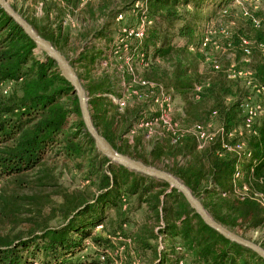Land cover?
<instances>
[{"label":"trees","instance_id":"obj_1","mask_svg":"<svg viewBox=\"0 0 264 264\" xmlns=\"http://www.w3.org/2000/svg\"><path fill=\"white\" fill-rule=\"evenodd\" d=\"M145 5L151 25L141 40L128 39L131 67L117 62L119 56L110 60L81 30L70 48L61 20L53 25L47 15L46 22L26 21L67 59L95 128L114 150L171 174L215 222L251 241L247 234L264 227V113L245 128L241 106L248 91L241 80L227 78L228 66L214 55L221 69L213 70L205 63L209 51L200 50L202 12L228 18L234 0H145ZM101 17L94 37L106 39L115 12L104 7ZM241 20L244 29L222 47L246 58L245 67L264 88V22L255 28L252 16ZM35 51L0 8V264H264L205 225L168 184L100 154L71 86L51 59ZM134 75L148 85L133 83ZM122 81L125 89L118 91ZM161 91L181 104L179 126L187 130H161L159 122L160 129L147 137L150 130L137 128L141 109L130 108L129 101L153 103ZM146 117L159 121V115ZM209 123L223 133L199 148L192 128Z\"/></svg>","mask_w":264,"mask_h":264},{"label":"rangeland","instance_id":"obj_2","mask_svg":"<svg viewBox=\"0 0 264 264\" xmlns=\"http://www.w3.org/2000/svg\"><path fill=\"white\" fill-rule=\"evenodd\" d=\"M6 1L25 20H30L36 23L46 22L47 15L48 20L51 22L53 21V25L56 24L57 21L61 20L63 26L66 28V30L68 29L70 33V48L73 46L72 44L77 45V42L74 39L75 36L79 33V30H81L84 34L87 33V37L92 38V44H95L98 49H101L106 52V55H108V58L110 60H112V57H115L114 52L115 50H117L118 55L116 56H119L121 61H116L122 63L124 62L123 64H126L128 65V67H131L128 64L129 62L127 59L130 55L128 48L124 50L122 46H120L121 44L119 45L118 41L123 38L124 30L135 29L141 24V22L139 21L141 18L139 16L141 14L140 10L134 9V12L132 13V6L135 3H142L143 0H97L96 2L87 3H82L78 0L75 1L76 3H74L73 0H48V3L43 2V0ZM44 3H47L46 5H48L47 15L45 13V9H43L42 6L44 5ZM104 7H110L112 9V12H115V18L113 20L114 24L111 28L109 36L106 39L95 38L94 32L98 31L100 25L103 23L101 17V9ZM228 10L230 14L228 18H223L218 13V11L215 12L213 15H209L208 11H203L201 14L204 20L201 24L202 30L203 32L205 31V36L203 37H205L210 42L212 54L216 56L222 66H229L231 64L236 63L242 64V62L246 60V58H243L238 53L235 54V52L233 51L221 50V46L225 39L224 34H228L229 39H231L232 36L233 39L232 33L244 29V22L241 20V16H244V13L248 14L249 16H252L257 22H264V0H236L235 5L230 6ZM120 14H122L123 17L117 22L116 18ZM80 19H83L85 29L81 26L80 28H77V23H79ZM132 42V40H127L126 44H130ZM35 54L40 55V52L35 51ZM67 56L71 57L72 53L68 52ZM200 68L201 70H203V65H201ZM244 68L247 69L246 67ZM100 72L101 71L99 70L98 73ZM137 72L139 74L142 73L138 64L136 68V73ZM136 78L138 77L136 76ZM125 86L126 85H123L122 81L121 83H118L117 90L123 91L125 89ZM252 99L253 97L251 98V100ZM129 107L141 109L142 116H144L145 118H147L146 116H154L161 114V121L159 120L155 123V125H153V127L147 128L148 130H150L147 133V137L152 136L154 134L153 129H158L159 122L162 121H164L166 124L162 123L163 127H160L161 130L162 128L167 130L168 128L172 127L182 132L187 130L181 129V127L179 126V124L181 125V122H179L177 115L179 113L180 104L174 97L173 102L171 104L170 112L166 111V109L163 107V104L162 106L159 104H154L151 103L148 99L141 101L130 100ZM172 120L177 123H173ZM141 141L144 145L148 144L146 138H142ZM61 182L64 185L66 184L68 186L67 177H64ZM131 218L134 221L139 220L140 215L138 214L137 216H132ZM247 237L251 241H254L257 245L264 246V227L260 230L248 233ZM185 262L186 261L184 260H177L176 264H185Z\"/></svg>","mask_w":264,"mask_h":264},{"label":"water","instance_id":"obj_3","mask_svg":"<svg viewBox=\"0 0 264 264\" xmlns=\"http://www.w3.org/2000/svg\"><path fill=\"white\" fill-rule=\"evenodd\" d=\"M0 8L23 30L30 40L34 42L37 50L44 53L47 58L51 59L56 64L61 76L69 83L73 90V94L77 98L81 119L85 129L93 140L96 150L100 154L106 157L110 163L121 165L126 169L168 184L170 189L176 190L184 197L191 210L201 218L205 225L220 234L226 240L255 253L260 259L264 260V249L261 246L242 238L238 234L215 222L204 209L201 201L193 197L189 189L178 179L165 171L155 167L146 166L143 163L124 156L114 150L95 128L89 113L85 91L67 59L61 54V52L56 50L49 41L41 38L30 24L23 19L6 0H0Z\"/></svg>","mask_w":264,"mask_h":264},{"label":"built area","instance_id":"obj_4","mask_svg":"<svg viewBox=\"0 0 264 264\" xmlns=\"http://www.w3.org/2000/svg\"><path fill=\"white\" fill-rule=\"evenodd\" d=\"M82 3H87V2H96L97 0H78ZM234 3H236V0H234ZM139 5V8H138ZM132 13L134 12V9H139L140 10V22L141 24L136 27L135 29L132 30H124L123 31V38H121L118 43L119 45H122V48L124 50L127 49V40L131 39V38H135L137 40H141L143 37L144 32L147 30V28L151 25L150 21H147L146 19V5H145V0L142 1V3H135L132 6ZM135 7V8H134ZM222 14H226V12H222ZM243 17H248L249 15L244 13ZM122 14L118 15L116 18V21L118 22L119 20L122 19ZM252 24L255 28L259 27V22H257L256 20H252ZM225 35V39L224 40H230L228 37V34H224ZM203 36H205V34H203ZM120 45V46H121ZM243 45L247 46L248 43L243 41ZM118 46V45H117ZM230 43H227V48L229 50L230 48ZM200 50L203 51H209L208 54H206V58H205V63H210L213 70L215 71H219L221 69V66L218 64L217 60L214 58L212 51H211V47H210V42L203 37L202 38V42H201V46H200ZM221 50H226L221 46ZM243 53L245 55L249 54V50L246 47H243ZM115 57H117L116 55H118V51L115 50L114 52ZM128 61H130L131 58H127ZM248 61L244 60L242 62V64H231L227 67V69L225 70L226 76L229 80H234V79H239L242 81V84L244 86V88L248 91V96L245 99V101L243 102L241 108L243 111V114L245 115V128H250L251 123L253 122V120L255 118H257L258 116L262 115L264 113V88L259 86L254 78V75L252 73V71H250L249 69H245V65ZM129 72L130 74H133L134 71L132 68H129ZM133 83L135 84H139L140 86H147L148 84L146 82H143L141 80H139L138 78H136V76H133ZM150 88H153V85H149ZM201 90V87H196L195 88V94L199 93ZM134 94H137L136 92H134ZM253 97V99L251 100V98ZM195 98L197 99V97L195 96ZM122 104V101H119ZM173 102V97L172 95H170L167 92H163L161 91L156 97L153 98V103L154 104H159L166 109L167 112H170L171 110V104ZM212 117L216 116V113H212L211 115ZM162 119L161 114L159 115V120ZM158 120H155L153 122H149L147 120V118L143 117L138 125L137 128H143L145 127V129L147 128H151L153 127V125H155V123ZM161 121V120H160ZM161 123L166 124L164 121H162ZM175 125V124H173ZM167 131H171L176 133L177 131H179L176 128H168ZM192 132L196 138V142L199 148H202L205 144H207L208 142H210L217 134H221L223 133L222 129H216L213 127V125L211 123H209L207 126H201V125H195L192 128ZM232 134H229V136H231ZM239 148V147H237ZM182 264V263H181Z\"/></svg>","mask_w":264,"mask_h":264},{"label":"crops","instance_id":"obj_5","mask_svg":"<svg viewBox=\"0 0 264 264\" xmlns=\"http://www.w3.org/2000/svg\"><path fill=\"white\" fill-rule=\"evenodd\" d=\"M231 100H232V98L227 99L226 102H227V103H230ZM180 108H181V104H180Z\"/></svg>","mask_w":264,"mask_h":264}]
</instances>
